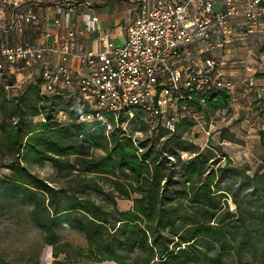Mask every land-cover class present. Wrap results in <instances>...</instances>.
Wrapping results in <instances>:
<instances>
[{
  "label": "trees",
  "instance_id": "obj_1",
  "mask_svg": "<svg viewBox=\"0 0 264 264\" xmlns=\"http://www.w3.org/2000/svg\"><path fill=\"white\" fill-rule=\"evenodd\" d=\"M1 80L0 170L9 174L0 173V187L28 197L30 217L46 245L56 246L57 228L69 224L84 235L89 257L96 263L125 264L122 254L137 252L145 256L142 264H225L198 251L199 236L222 244L220 227L226 224L246 234L264 231V211L248 221L243 213L224 208L225 192L216 186L222 168L217 158L226 160L224 167L230 162L220 149L202 151L182 141L177 133L186 122L177 124L174 133L158 128L135 145L128 137L134 130L126 127L138 123L147 128L142 122L130 120L125 130L107 133L102 126L78 123L71 99L58 108L56 102L64 96L47 97L38 84L9 97L6 87L12 82L4 85ZM229 101L226 91L211 93L205 99L206 110L217 112ZM59 110L69 114V124L56 123L54 113ZM259 136L262 144L264 131ZM209 161L217 169H210ZM44 163L64 179L63 185H51L29 171ZM233 171L264 204L263 167L252 175L239 168ZM90 194H101V201ZM118 201H130V210L119 211ZM60 253H54L52 264H63L57 260ZM0 264L10 263L0 259Z\"/></svg>",
  "mask_w": 264,
  "mask_h": 264
},
{
  "label": "built area",
  "instance_id": "obj_2",
  "mask_svg": "<svg viewBox=\"0 0 264 264\" xmlns=\"http://www.w3.org/2000/svg\"><path fill=\"white\" fill-rule=\"evenodd\" d=\"M45 3L0 0V76L39 72L31 85L38 84L47 97L71 99L78 123L102 126L107 133L125 130L130 120L142 122L149 134L158 128L174 133L180 122L202 118L206 96L217 91L228 92L230 104L234 82L222 74V52L231 38L244 40L264 28V0H138L121 45L103 37L100 51H75L73 14L90 6L52 2L51 29L48 17H41ZM80 20L86 31L99 32L96 16L81 13ZM32 29L39 30L37 44L27 37ZM256 76L247 77L245 91L263 97L264 84ZM68 115L55 112L56 123L69 124ZM121 118L126 122L120 124ZM128 137L136 145L143 132Z\"/></svg>",
  "mask_w": 264,
  "mask_h": 264
},
{
  "label": "rangeland",
  "instance_id": "obj_3",
  "mask_svg": "<svg viewBox=\"0 0 264 264\" xmlns=\"http://www.w3.org/2000/svg\"><path fill=\"white\" fill-rule=\"evenodd\" d=\"M38 74L39 72L25 71L14 79L6 75L4 80L0 76V80L2 79L1 83L4 85L12 82V85L6 87V92L9 97H13L25 91L38 78ZM65 99L67 98L64 96L56 102L58 108L65 107ZM250 104L252 106L255 103L250 102ZM244 116H238V119L233 121V125H225L229 118V111L221 113L205 110L202 118L181 124L177 134L182 141L195 145L199 150L220 149L226 155L230 162L226 167L223 166L226 160L217 158L222 168L220 167L221 169L217 172L219 176L216 186L225 192L226 196L222 200L225 201L224 208L235 215L243 213L250 221L258 218L257 211H264V204L252 194L251 188L241 182L233 169L245 170L248 175H252L259 166L264 170V154L262 145H258L256 149L253 147L252 138H247L253 132L244 123ZM249 118L250 124L259 122L264 119V111L255 112ZM39 120L34 118L35 122ZM139 128L143 129L140 130L143 132V139L149 137L148 129L139 126L138 123H132L126 127L128 131ZM163 135V139L168 136ZM187 159L184 158L183 161ZM211 162H208L210 169H217L218 165ZM29 171L51 185L64 184V179L48 163L42 166L32 165ZM0 173L7 175L9 171L2 169ZM90 195L98 202L102 199L101 194L98 197L94 194ZM131 206L130 201L117 202L119 211L130 210ZM30 210L31 203L24 192L13 191L8 186L0 187V259L10 264H52L55 260L54 253L61 252L57 260L63 264H115L94 262L89 257V247L84 235L74 230L69 224L57 228L59 241L56 246L46 245L42 233L30 217ZM234 227L235 224L220 227L225 235L222 244L204 235L199 236L198 251L221 258L225 264H264V231L246 234ZM122 255H124L125 264H142L145 257L137 252Z\"/></svg>",
  "mask_w": 264,
  "mask_h": 264
},
{
  "label": "crops",
  "instance_id": "obj_4",
  "mask_svg": "<svg viewBox=\"0 0 264 264\" xmlns=\"http://www.w3.org/2000/svg\"><path fill=\"white\" fill-rule=\"evenodd\" d=\"M66 0H45L46 6L41 9V17H48L46 25L51 28V20L55 14L51 9L52 2H64ZM77 2L87 3L90 7L82 6L73 14L76 22L75 26V51L98 52L102 48L101 38L109 40L116 45L124 42V30L134 16L137 10L138 0H73ZM220 0H214L218 3ZM83 5V4H82ZM89 12L96 16L99 21V32H88L80 20V14ZM42 21H44L42 17ZM234 21V22H238ZM52 29V28H51ZM27 37L34 43L41 40L39 30L34 29L27 32ZM264 28L258 27L255 32L246 39L231 38L229 44L223 50L221 58H223L224 66L222 74L231 78L234 82V90L232 100L228 106L229 118L226 124H234L233 121L238 116L245 117L243 120L253 132L247 138H252L253 147L257 149L258 145L263 146L264 154V138L261 144L259 131H264V119L259 122L250 124L249 116L255 112L264 111V96L256 97V95L248 96L245 91L247 77L257 75L258 83L264 84V47H263ZM70 64L74 66L73 60ZM251 68L252 72L246 69ZM250 102H253L250 106ZM241 103V104H240ZM227 111V112H228ZM240 119V118H239ZM251 135V136H250Z\"/></svg>",
  "mask_w": 264,
  "mask_h": 264
}]
</instances>
